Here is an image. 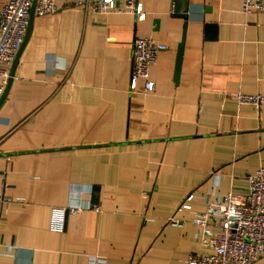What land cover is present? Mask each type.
<instances>
[{
    "label": "crops",
    "instance_id": "crops-1",
    "mask_svg": "<svg viewBox=\"0 0 264 264\" xmlns=\"http://www.w3.org/2000/svg\"><path fill=\"white\" fill-rule=\"evenodd\" d=\"M75 2L33 16L0 103V264H185L209 252L194 216L264 167V105L232 98L264 96V13L243 15L241 0H137L138 21ZM143 37L167 49L153 92L139 80L131 93ZM53 209L66 211L62 232Z\"/></svg>",
    "mask_w": 264,
    "mask_h": 264
},
{
    "label": "built area",
    "instance_id": "built-area-1",
    "mask_svg": "<svg viewBox=\"0 0 264 264\" xmlns=\"http://www.w3.org/2000/svg\"><path fill=\"white\" fill-rule=\"evenodd\" d=\"M122 1L123 8H117L116 0H76L74 7L93 14L127 12L138 21L145 19V13L137 0ZM32 4L33 0H7L0 5V96L9 75V71L3 66L13 64L24 42ZM55 12L54 0H36L34 16H46ZM240 12L243 15L264 13V0H241ZM166 49L165 45L151 38L134 40L129 79L131 93L136 90L139 80L144 83L145 93L153 92L150 69L155 65L159 54ZM232 98L237 105H264V96L260 94L235 93ZM247 184L241 195L229 192L220 198L209 199L206 210L194 216L193 224L201 228V245L209 252L190 255L185 264H253L264 257V167L249 175ZM211 194L214 196V189ZM192 197L189 195L186 201L190 202ZM2 200L0 193V202ZM181 208L190 209V206L182 205ZM70 210L75 211L74 208ZM65 212L64 209L52 210V231L62 232ZM211 227L219 228V233L212 234Z\"/></svg>",
    "mask_w": 264,
    "mask_h": 264
},
{
    "label": "water",
    "instance_id": "water-1",
    "mask_svg": "<svg viewBox=\"0 0 264 264\" xmlns=\"http://www.w3.org/2000/svg\"><path fill=\"white\" fill-rule=\"evenodd\" d=\"M35 3H36V0H33V4H32V7H31V11H30V16H29V27H28V31H27V34L25 36V39H24V42L23 44L25 43L26 39H27V36H28V33H29V30H30V26H31V21H32V18L34 16V7H35ZM184 13V12H182ZM185 17V15H182ZM23 44L21 45L15 59H14V62L11 66V69H10V72H9V75H8V79H7V83H6V86L4 88V91L0 97V103L1 101L5 98V96L7 95L8 93V90H9V87L11 85V82H12V79H13V76H14V71H15V67L17 65V62H18V57H19V53L21 51V48L23 47ZM182 50H183V41L181 42V44L179 45V48H178V53H177V64H176V76L178 75L179 73V68H180V63H181V57H182Z\"/></svg>",
    "mask_w": 264,
    "mask_h": 264
}]
</instances>
